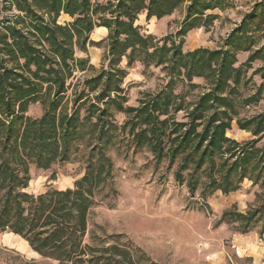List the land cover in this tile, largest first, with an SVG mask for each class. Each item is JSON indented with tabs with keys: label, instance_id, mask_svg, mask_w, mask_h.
Listing matches in <instances>:
<instances>
[{
	"label": "trees",
	"instance_id": "1",
	"mask_svg": "<svg viewBox=\"0 0 264 264\" xmlns=\"http://www.w3.org/2000/svg\"><path fill=\"white\" fill-rule=\"evenodd\" d=\"M187 2L175 35L156 39L136 23L142 13L147 20H161ZM3 3L11 15L0 20V233L20 237L34 253L57 264H157L131 243L86 242L96 195L113 178L107 148L120 129L156 162H177L175 180L186 184L192 197L201 189L206 201L216 192H237L251 181L260 189L258 205L245 214L225 212L220 223H239L242 233L264 223V112L239 117V109L257 103L262 91L243 98L239 87L248 83L246 74L256 61L263 62L256 72L264 80V0L221 46L193 51L183 50L187 34L211 26L219 16L210 12L230 8L231 0ZM62 16L72 21L61 24ZM97 29L107 32L100 42L91 38ZM102 43L107 66L84 77L96 69L89 57L78 54ZM239 53L249 54L241 65ZM135 63L161 68L168 82L156 93H144L138 106H128L124 81ZM194 79L206 82L196 98L175 92L178 81L197 89ZM39 102L43 114L29 116V106ZM180 112L185 114L181 121L175 117ZM117 113L127 118L122 128ZM234 121L253 138L240 142L229 137ZM81 148L88 152L86 169L73 189L28 192L32 165L48 170L69 163Z\"/></svg>",
	"mask_w": 264,
	"mask_h": 264
},
{
	"label": "rangeland",
	"instance_id": "2",
	"mask_svg": "<svg viewBox=\"0 0 264 264\" xmlns=\"http://www.w3.org/2000/svg\"><path fill=\"white\" fill-rule=\"evenodd\" d=\"M260 1L231 0L230 8L210 12L219 18L207 29L189 32L183 50L218 48ZM188 4L161 20H147L146 14L142 13L136 23L142 27L143 33L151 34L156 39L175 35L183 23ZM3 5V0H0V20L11 15L5 12ZM70 21L72 19L68 16L59 18L61 24ZM106 36L105 30H96L91 38L100 42ZM105 44L89 47L87 54H78L89 57L96 69L83 74L84 77H92L107 66L103 60ZM248 56V53H239L237 65L244 63ZM262 65V61L253 63L246 74L248 83L239 87L243 98L262 90L257 103L239 109L240 118H250L264 112V80L256 72ZM122 66H126V61ZM127 70L124 88L128 106H138L144 93H156L168 82L161 68H145L141 63H135ZM193 82L199 86L197 89H190L186 83L178 81L175 92L188 93L189 100L196 98L204 91L206 82L204 79H194ZM43 109L40 102L32 104L27 114L37 118L43 114ZM184 115V112H180L175 117L181 121ZM115 120L122 128L127 118L117 113ZM228 136L240 142L253 138L250 133L239 130L236 121ZM87 155L86 149L81 148L69 163L57 164L48 170L32 165L28 192L39 195L49 188L73 189L76 181L85 174ZM107 155L113 161V178L99 190L96 204L89 212L87 243L94 246L131 243L146 252L157 264H255L254 255L264 263V257L257 253L256 246L253 251L245 252L243 247V244L250 242L245 239L246 236L253 233L258 235L259 242L263 241V221L255 223L248 233L240 231L239 223H220L225 212L245 214L258 205L257 193L260 189L251 181L246 180L237 192L228 195L216 192L206 201L200 197L201 189L192 197L187 185L175 180L177 162L174 166H170L167 159L156 162L148 149H137L122 129L118 131L114 144L107 148ZM239 237L245 240L238 242ZM0 264L57 263L34 253L20 237L3 232L0 233Z\"/></svg>",
	"mask_w": 264,
	"mask_h": 264
},
{
	"label": "crops",
	"instance_id": "3",
	"mask_svg": "<svg viewBox=\"0 0 264 264\" xmlns=\"http://www.w3.org/2000/svg\"><path fill=\"white\" fill-rule=\"evenodd\" d=\"M147 18V17H146ZM156 19V18H154ZM157 20V19H156ZM97 30H104V29H97ZM106 31V30H105ZM257 234L256 233H253V234H250V235H247L245 239L249 240L250 242H247L246 244H243V247H244V252L245 251H248V250H252L253 251V247H257V253H261L262 254V257H264V235L262 236L263 238V241H258L257 239ZM244 237H239L238 242H242L243 240H245ZM250 243V244H248ZM260 251V252H259ZM253 259H254V263L257 264H264L263 262H261V259L260 258H257L255 255L253 256Z\"/></svg>",
	"mask_w": 264,
	"mask_h": 264
}]
</instances>
